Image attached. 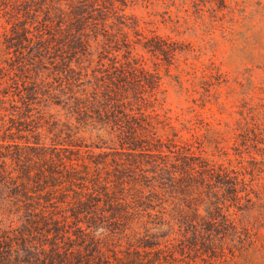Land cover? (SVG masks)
Listing matches in <instances>:
<instances>
[{
    "label": "trees",
    "instance_id": "trees-1",
    "mask_svg": "<svg viewBox=\"0 0 264 264\" xmlns=\"http://www.w3.org/2000/svg\"><path fill=\"white\" fill-rule=\"evenodd\" d=\"M137 1L0 0V264H264V81L222 100Z\"/></svg>",
    "mask_w": 264,
    "mask_h": 264
},
{
    "label": "rangeland",
    "instance_id": "rangeland-1",
    "mask_svg": "<svg viewBox=\"0 0 264 264\" xmlns=\"http://www.w3.org/2000/svg\"><path fill=\"white\" fill-rule=\"evenodd\" d=\"M223 1L225 8L209 0H138L137 7L130 13L150 23V29L162 38L172 39L187 50L194 49L188 55L187 64L194 63L196 68H200L202 63L213 62L220 67L230 81L221 89L222 100H225L231 87L238 93L242 92V88L233 82L234 79L243 85L247 84L246 80L254 84L264 81L263 66L253 60L264 55V0ZM197 57L200 60L196 61ZM185 60L183 55L175 65L189 71L184 65ZM149 67H152V63H149ZM171 75L177 76L174 68ZM30 77H33L31 82L37 78L35 73H31ZM44 78V75L39 77L38 83H42ZM183 80H188L185 73ZM54 82L50 79L48 85ZM164 83V109L181 113V109L191 106L188 97L181 94L170 79H164ZM184 85L188 87L186 82ZM238 98L241 96L238 95ZM212 109L218 118H226L220 116L216 107ZM205 116L211 117L208 113Z\"/></svg>",
    "mask_w": 264,
    "mask_h": 264
}]
</instances>
